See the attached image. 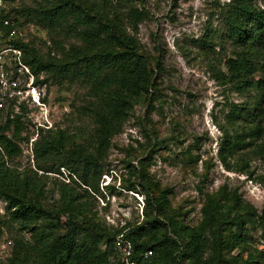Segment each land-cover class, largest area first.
I'll use <instances>...</instances> for the list:
<instances>
[{"label": "trees", "instance_id": "1", "mask_svg": "<svg viewBox=\"0 0 264 264\" xmlns=\"http://www.w3.org/2000/svg\"><path fill=\"white\" fill-rule=\"evenodd\" d=\"M33 1L32 6L10 8L2 18L20 16L25 23L63 34L75 43L67 49L61 47V59L42 53L32 42L16 40L12 44L21 49L35 85L51 78L86 88L88 101L82 115L92 124L88 138L77 143H67L62 132L52 130L44 134L40 130L33 142L37 171L43 173L40 177L61 174L60 169L64 168L79 189L62 183L58 205L48 208L39 200L37 172L22 175L9 168L1 154L3 150L8 158H13L21 153L15 142L22 140L21 129L13 131L11 138L6 135L11 124L18 123V115L15 121L7 116L4 123L0 122V199L11 220L22 222L35 238L38 257L33 264H121L114 249L119 235L131 243L136 262H142L150 251L151 264H240L227 255L235 248L244 250L248 228L264 231V205L258 212L235 191L220 189L206 195L201 219L191 226L183 214L170 208L171 191L162 189L151 178L146 168L150 157L138 162V167L126 165L134 178L127 188L145 196L141 223L111 229L91 214L88 191L99 192L112 139L122 132L136 106L143 103L149 110L145 118H149L157 101L164 72L161 49H156V55L143 50L136 34L138 25L148 16L130 0ZM12 22V26H1L5 33L18 27L16 19ZM223 25L224 38L237 48L224 60L226 80L239 90L254 93L253 103L236 106L231 120L249 124V134L264 142V8L257 5V0H229ZM209 41L203 39L202 44L208 47ZM256 73L260 76L257 80L253 78ZM41 74L48 78L42 81ZM245 136L248 135L224 134L218 157L227 169L228 159L248 146ZM255 154L264 161V143L256 146ZM41 220L43 225L33 227ZM15 255L16 251L11 264ZM248 257L247 264H259L257 254L249 253Z\"/></svg>", "mask_w": 264, "mask_h": 264}, {"label": "rangeland", "instance_id": "2", "mask_svg": "<svg viewBox=\"0 0 264 264\" xmlns=\"http://www.w3.org/2000/svg\"><path fill=\"white\" fill-rule=\"evenodd\" d=\"M134 7L147 13L148 18L138 25L136 37L143 50L156 55L161 49L163 75L157 101L145 118L148 108L141 103L136 106L124 123L122 132L112 139L104 174L99 181V192L88 191L91 214L107 228L119 229L126 224L136 225L143 220L145 196L130 191L133 182L127 163L138 167V162L149 158L147 171L162 189L171 191L170 208L183 214L186 222L195 226L201 219V209L206 195L220 189L235 191L243 200L251 203L258 212L264 205V161L255 154L256 146L263 139L249 134V124L241 120L233 122L236 106L251 105L253 91L239 90L228 82L224 60L237 48L224 38L223 14L229 0H130ZM33 0H2L4 14L12 7L32 6ZM264 8V0H257ZM17 20L25 43L32 42L42 53H50L61 59V47L75 43L63 34L50 33L24 18L10 15ZM210 40L208 47L202 40ZM79 45V43H77ZM47 75L41 74L45 80ZM253 78L259 79L256 73ZM41 106L5 109L0 122L7 116L13 122L6 133L21 129L15 140L21 153L8 158L1 150L11 169L22 175L37 172L41 187L40 201L45 207L58 205L59 186L73 185L69 173L43 174L37 171L33 156V142L40 130L62 132L67 143L80 142L92 132L91 122L82 115L88 101L87 89L80 85L49 78L39 84ZM245 124V125H242ZM247 134L245 150L228 159L227 169L218 157L224 134ZM72 137L73 139H70ZM84 188V187H83ZM43 225V221L33 227ZM35 238L23 227L22 222L11 220L6 204L0 199V264H33L38 257ZM264 231L258 227L248 228L247 245L233 249L228 255L240 264H247L248 254H257V262L264 264ZM151 264V261H150Z\"/></svg>", "mask_w": 264, "mask_h": 264}, {"label": "built area", "instance_id": "3", "mask_svg": "<svg viewBox=\"0 0 264 264\" xmlns=\"http://www.w3.org/2000/svg\"><path fill=\"white\" fill-rule=\"evenodd\" d=\"M0 0V112L8 108H19L21 105L41 106L39 84L35 85V77L23 62L21 49L13 46L16 40L24 41L19 27L11 28L5 33L1 26H12L10 19L4 15ZM115 253L121 264H150L152 253L144 254L142 262L133 259L131 243L123 235H119L114 243Z\"/></svg>", "mask_w": 264, "mask_h": 264}]
</instances>
